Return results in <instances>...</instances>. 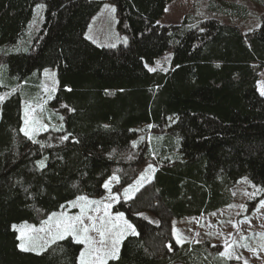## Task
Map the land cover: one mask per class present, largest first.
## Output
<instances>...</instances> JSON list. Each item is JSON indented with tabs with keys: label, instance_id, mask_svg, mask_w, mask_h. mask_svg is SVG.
I'll return each instance as SVG.
<instances>
[{
	"label": "trees",
	"instance_id": "16d2710c",
	"mask_svg": "<svg viewBox=\"0 0 264 264\" xmlns=\"http://www.w3.org/2000/svg\"><path fill=\"white\" fill-rule=\"evenodd\" d=\"M112 1L118 31L129 37L117 48L86 37L101 0H0V47L17 44L35 6L45 3L29 46L0 53L8 78L0 92L10 91L0 115V264H78L82 245L71 237L40 253L24 251L14 225L39 224L78 195L104 194L115 169L117 186L130 184L135 176L126 169L142 158L154 164L152 180L113 206L138 235L126 236L107 264H232L220 245L176 243L171 221L227 206L244 176L264 188V95L257 87L264 20L249 32L217 18L165 26L159 20L173 0ZM208 8L248 16L228 0H209ZM169 50V68L150 70ZM47 68L56 70L48 103L58 126L29 139L22 103L36 100ZM134 144L137 159L125 162Z\"/></svg>",
	"mask_w": 264,
	"mask_h": 264
},
{
	"label": "rangeland",
	"instance_id": "374dc122",
	"mask_svg": "<svg viewBox=\"0 0 264 264\" xmlns=\"http://www.w3.org/2000/svg\"><path fill=\"white\" fill-rule=\"evenodd\" d=\"M101 1L104 3L101 7L102 9L91 18L86 37L95 44L107 48H117L120 45L127 44L129 37L127 35H121L117 28L118 17L116 6L113 1ZM228 1L244 5L248 9V16L246 18H240L220 12H212L208 8L209 0H173L168 4L159 23L165 26H174L181 25L185 21L189 27H196L203 20L217 18L226 24H233L239 27L243 32H249L261 26L264 20L263 3H257L253 0ZM113 8L115 11L112 10ZM44 12L45 3L41 2L37 4L34 9L33 18L28 24L23 38L15 45L0 47V53L12 51L14 49H26L31 43L32 34L37 32L42 26ZM171 56L172 51L169 50L162 58H159L153 66L149 65V69H168ZM5 69L6 62L4 61V56L2 57L0 54V82L2 84H8V78L2 76V72ZM257 87L260 92L264 91V68H261L259 71ZM39 89L40 92L39 94L37 93L38 97L35 101L24 97L22 103L23 128L26 127L25 120L27 119L28 130L32 134V139L34 140H37L40 134L45 132L44 130H46V128L48 129L50 126L56 128L58 126L57 121L52 119L51 114L47 111L48 102L53 99L57 90L56 70L52 68L44 70L41 74ZM9 94L10 91L7 90L0 92V97H3L2 101H0V115L2 102ZM136 154L137 152L134 146L123 155L124 161L133 162L137 159ZM139 161L140 162L136 164L128 166L126 169L129 177L135 176V179L130 184L118 187L120 175L118 174V170L115 169L111 177H118V181L112 180L109 184V188L104 187V194L94 196L78 195L68 201L61 209L49 213L39 224L27 221L15 224L14 229L18 234L19 245L24 244L25 248H35L36 251L32 252L36 253L44 251L52 244L51 241L57 231L56 221L62 220L64 217L83 215L86 224L91 223V221L87 219L88 216L95 217L98 224L101 218L108 221L109 217H111L112 222L115 223V218L120 212L114 211L113 206L120 200H130L135 197L143 187L150 183L149 179L152 177L154 164L148 163V161L143 158ZM149 165L152 167L149 168ZM142 176L143 179H141ZM110 178L107 179L106 182H108ZM137 181L140 182L137 183ZM130 185L134 186V190L130 191L131 198H127L123 193ZM116 186L117 188H115ZM230 193L232 197L230 204L211 211L210 213L203 214L206 216L202 219L199 217H188L183 219L174 218L171 222L172 236L177 240L179 239V242H187V240H192L194 242L209 241L212 245H220V253H228V255L222 257H224L227 262L231 261L232 264H245V262H247V264H264V206H261V201H264V188L255 184L248 176H244L232 186ZM110 196H114L115 199H110ZM78 197H86L87 200L78 201L77 204L73 206L72 202L77 201ZM88 201H97L98 203L89 204ZM108 204H111L110 208L105 207ZM81 208L84 209L83 213ZM53 213H56V216H52ZM213 213L215 215H213ZM142 215L150 220H156L150 212H143ZM50 218L51 223L45 224L44 222L49 221ZM124 219L129 221L125 214ZM108 227L111 228V224H109ZM41 229L43 230L41 231ZM115 231L116 230L113 229L112 233L105 236V248H111L113 233H115ZM21 232H23V236H21ZM130 234L131 232H127L123 238L120 239L119 250L121 241ZM89 235L94 237L97 241L100 240L99 235L95 231H90ZM71 238L75 240L73 237ZM81 245V251H84L87 245ZM99 246L98 244L94 245V247ZM19 248L23 250L20 246ZM237 257H239V259H237ZM110 259L113 258H109L107 261ZM223 262L225 263L224 260Z\"/></svg>",
	"mask_w": 264,
	"mask_h": 264
},
{
	"label": "snow or ice",
	"instance_id": "6c2138e0",
	"mask_svg": "<svg viewBox=\"0 0 264 264\" xmlns=\"http://www.w3.org/2000/svg\"><path fill=\"white\" fill-rule=\"evenodd\" d=\"M115 11V9H112ZM154 71V69H151ZM262 95H264V91L261 92ZM3 97H0V101H2ZM61 119H63L61 117ZM26 127L22 128L21 131L24 133L25 136H28L29 139H32V134L28 130V120H25ZM46 127V126H44ZM151 127V126H149ZM63 140H68V135H65L60 138ZM35 142V141H33ZM135 146V144H134ZM40 167H45L44 161H40ZM152 166L149 165V168ZM143 179V176L141 177ZM112 180H117L118 177L113 176L110 178L108 182L104 184L105 188H109V184ZM140 181H137L139 183ZM255 187V186H253ZM110 190V189H109ZM134 190V186L130 185L128 188L124 190L123 195L127 198L130 197V191ZM254 195V194H253ZM110 199H115L114 196H110ZM87 200L86 197H78L77 201H73L72 204L75 206L78 201H84ZM89 204L98 203L97 201H88ZM261 206H264V201H261ZM106 208H110L111 204H108L105 206ZM243 207V206H242ZM82 213L84 212V209L81 208ZM213 215H215L213 213ZM52 216H56V213H53ZM87 219L91 221V223H85L84 216H76V217H64L62 220L56 221V234L53 236L52 243H55L57 240H63L68 236H71L75 239L76 243L79 244H85L87 247L84 251H81L79 254V264H107V260L109 258H117L118 251H119V242L120 239L123 238V236L127 232H131L133 235H138V233L135 230V227L126 219H124V213L120 212L117 214L115 220L116 222L113 223L111 220V217H109L108 221H105L103 218L100 219L99 224L97 223V219L92 216H88ZM122 222V223H121ZM45 224L51 223V218L49 221H45ZM111 224V228L108 227V225ZM115 229V233H113V239H112V246L111 248H105L104 247V238L107 234L112 233V230ZM43 229H41L42 231ZM90 231H95L99 237L100 240L97 241L94 237L89 235ZM23 232H21V236H23ZM179 243V239L177 240ZM100 245L99 247H94V245ZM23 250L28 251H36L35 248H25L24 244L19 245ZM247 246V245H245ZM222 256L228 255L226 252L220 253ZM239 259V257H237ZM247 264V262H245Z\"/></svg>",
	"mask_w": 264,
	"mask_h": 264
},
{
	"label": "bare ground",
	"instance_id": "6f19581e",
	"mask_svg": "<svg viewBox=\"0 0 264 264\" xmlns=\"http://www.w3.org/2000/svg\"><path fill=\"white\" fill-rule=\"evenodd\" d=\"M43 72H44V70H43ZM40 78H41V76H40ZM39 78V79H40ZM47 111H48V113H50L51 114V116H52V114H54L55 113V110L52 108V106L48 103V106H47ZM53 118V117H52Z\"/></svg>",
	"mask_w": 264,
	"mask_h": 264
}]
</instances>
